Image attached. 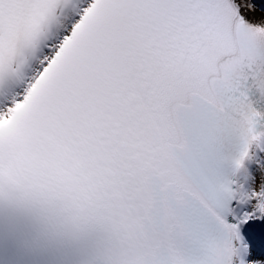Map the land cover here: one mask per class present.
<instances>
[{
  "label": "snow or ice",
  "instance_id": "6c2138e0",
  "mask_svg": "<svg viewBox=\"0 0 264 264\" xmlns=\"http://www.w3.org/2000/svg\"><path fill=\"white\" fill-rule=\"evenodd\" d=\"M0 264H264V0H0Z\"/></svg>",
  "mask_w": 264,
  "mask_h": 264
}]
</instances>
